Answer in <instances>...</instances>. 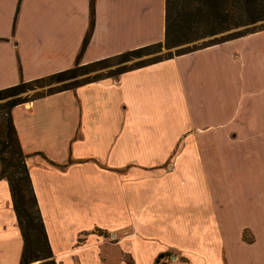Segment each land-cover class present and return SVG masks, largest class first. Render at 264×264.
<instances>
[{
  "label": "crops",
  "instance_id": "obj_1",
  "mask_svg": "<svg viewBox=\"0 0 264 264\" xmlns=\"http://www.w3.org/2000/svg\"><path fill=\"white\" fill-rule=\"evenodd\" d=\"M89 14V0H0V89L72 67ZM164 27L165 0H94L81 61L162 41ZM11 115L56 264H155L168 250L226 264L213 247L219 226L246 213L219 196L264 194V29ZM240 228V243L257 246L259 234L247 242ZM22 246L0 179V264H19ZM254 254L264 264V251Z\"/></svg>",
  "mask_w": 264,
  "mask_h": 264
},
{
  "label": "trees",
  "instance_id": "obj_2",
  "mask_svg": "<svg viewBox=\"0 0 264 264\" xmlns=\"http://www.w3.org/2000/svg\"><path fill=\"white\" fill-rule=\"evenodd\" d=\"M182 4L184 5L181 6ZM89 7L88 29L72 67L30 81H20L15 85L0 89V179H6L8 182L12 207L23 240L19 264L56 263L52 257L31 185L26 165L27 155L20 146L12 120L11 110L14 106L47 94L73 89L85 83L117 76L131 69L172 57L169 55L163 59L142 58L152 52L160 51L161 48L171 49L180 44L239 27H255L257 23L264 24V0H165V27L162 41L94 61L82 62V53L92 33L94 0H89ZM260 29H264V26L242 33H233L232 36L219 42ZM180 54L184 53L177 55ZM134 59L137 60L129 66L123 64ZM111 65H116V67L107 71H100ZM40 82L47 84L62 83L57 85L56 88L48 89L46 93L37 94V96L30 99L21 95L33 88L34 84ZM162 257L163 255H159L155 264H159L158 261Z\"/></svg>",
  "mask_w": 264,
  "mask_h": 264
},
{
  "label": "rangeland",
  "instance_id": "obj_3",
  "mask_svg": "<svg viewBox=\"0 0 264 264\" xmlns=\"http://www.w3.org/2000/svg\"><path fill=\"white\" fill-rule=\"evenodd\" d=\"M184 2V1H183ZM185 3V2H184ZM182 4L181 6H183ZM264 26V24L257 23L255 27L252 26H244L236 29H232L229 31H225L213 36L199 38L197 40H193L184 44H180L179 46L173 47L171 49L161 48L158 52H152L150 54L145 55L142 58H154V59H163L167 56H177L179 53L191 52L192 50H196L197 48L212 44L214 42H219L223 39H226L233 33H242L247 30L258 29ZM134 60L127 61L123 64L127 66L131 65ZM116 65H111L105 69L100 71H107L109 69L115 68ZM98 72V71H96ZM118 76V75H117ZM117 76H111L107 78H116ZM59 83L47 84L45 82L36 83L33 85V88L27 90L21 95L27 99L37 96V94L46 93L48 89H54ZM29 102V101H28ZM220 201L224 204H231L234 206H242L244 207V212L246 213L243 217L244 219L229 220L230 223L222 224L219 226V237L220 239L216 242H213V247L215 249L220 248V254L223 252V257L225 259L226 264H258L260 258L255 256L254 253L264 251V194H256V193H245L241 194L238 192L230 193L226 195V193H222L219 196ZM226 204V206H227ZM225 206V208H226ZM231 207V206H229ZM255 209L260 213L259 219L254 215ZM231 214V210L228 211ZM237 213V212H236ZM255 216V217H254ZM230 218V217H229ZM241 221H247L248 226L243 227L239 223ZM240 228V233L243 234V240L247 242H254L258 239V234L260 236L258 245L255 247H248L247 245H243L240 243L238 239V230ZM245 228V229H244ZM244 229V230H243ZM101 231H99L100 233ZM103 236V233H101ZM105 235H107L105 233ZM106 237H109L107 235ZM167 237L174 240L175 242L181 243L183 246L194 248V243L192 240H186V238L180 237L178 234H171L169 232ZM241 238V236H240ZM222 248V251H221ZM150 251L145 250L147 256L143 258V261H146L148 258V254ZM115 253L111 254L114 256ZM163 257L158 261L159 264H196L194 258H191L181 252H177L174 250H168L167 252L162 254ZM157 261V260H156ZM155 262V261H154Z\"/></svg>",
  "mask_w": 264,
  "mask_h": 264
}]
</instances>
